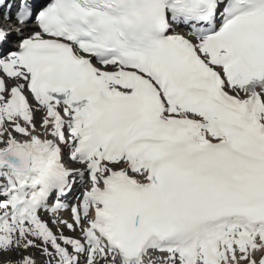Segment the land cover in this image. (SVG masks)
Wrapping results in <instances>:
<instances>
[{
	"label": "snow or ice",
	"instance_id": "1",
	"mask_svg": "<svg viewBox=\"0 0 264 264\" xmlns=\"http://www.w3.org/2000/svg\"><path fill=\"white\" fill-rule=\"evenodd\" d=\"M5 8L0 264H264V0Z\"/></svg>",
	"mask_w": 264,
	"mask_h": 264
},
{
	"label": "rangeland",
	"instance_id": "2",
	"mask_svg": "<svg viewBox=\"0 0 264 264\" xmlns=\"http://www.w3.org/2000/svg\"><path fill=\"white\" fill-rule=\"evenodd\" d=\"M68 217L64 218V219H67ZM67 234V233H66Z\"/></svg>",
	"mask_w": 264,
	"mask_h": 264
}]
</instances>
